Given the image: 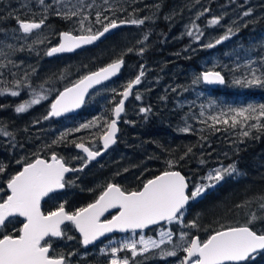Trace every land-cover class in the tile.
I'll return each mask as SVG.
<instances>
[{
  "label": "trees",
  "instance_id": "16d2710c",
  "mask_svg": "<svg viewBox=\"0 0 264 264\" xmlns=\"http://www.w3.org/2000/svg\"><path fill=\"white\" fill-rule=\"evenodd\" d=\"M45 2L50 3L51 0ZM67 2L69 0L62 3ZM83 2L93 4L91 9H85L89 14L86 27L91 26L93 31L102 27L95 23L97 10L110 19L130 20L152 15L156 12L154 5L157 3L162 7L156 13V17L146 21L144 25L127 24L105 35L93 45L84 46L72 53L47 57L44 52L47 47L56 43L58 32L71 31L76 25L72 21H65L61 17L49 14L40 30H34L33 34L24 38L26 34L18 30L16 19L7 18L8 14L11 12L21 19L38 22L42 13L41 6L37 0H0V65H6V67L0 66V88L15 90L13 80L21 79L25 71L35 67L37 72L31 77V82L36 90L40 91L39 86L45 80L49 81L45 84V88L53 87L56 90L48 100L33 106L23 114H16L14 108L30 99L28 89L21 90V95L18 97L9 94L0 95V105L3 106L0 107V123L6 125L7 130L13 133V137L0 136V163L5 166V171L0 172V198L6 195L5 183L22 165L17 163L22 157L30 161L33 154L47 157L52 152H56L72 168H79L84 156L70 142H82L89 147H96L98 137L103 131V126L99 127L100 120L97 125L90 128L71 131L64 144L52 145V141L61 133L95 121L102 102L104 108L100 112H103L104 116L101 122L110 119L112 106L116 103L120 91L139 73L140 65H144V77L150 78V84L146 89L140 90L141 99L138 100V111L131 118L132 122L128 126L119 124L116 144L97 160L91 161L83 171L70 172L66 175L65 179L74 183L71 186L66 185L53 198L44 199L41 203L42 211L53 210L60 203H65V208L68 210L79 208L93 199L109 182L119 184L127 190L138 189L145 180L166 169H178L190 179L191 187V184L200 181L204 172L216 163L222 162L227 165L239 161V168L247 173L246 177H239L236 180L226 179L219 186L208 191L202 199L188 206L184 224L197 219L199 228H184L180 223L179 225L172 223L170 230L176 233L182 229L189 232L190 236L196 235L203 240L211 230H216L221 225L243 224L247 219L246 213L257 211L259 214L258 200L253 199L250 207L236 208L235 205L264 195V166H262L264 165V129H252L250 136L243 137L239 133L240 125L231 127L230 124H217L215 127H210L212 121L208 118L205 119L208 120L207 124L202 123L200 117L204 115L200 116V113L204 109L196 91L198 88H203L215 98L224 97L234 102L242 100L248 105L264 104V87L237 85L235 80L225 83L227 79L239 78L246 73L244 62L247 60L260 66L261 70L256 69L257 73L264 72V60L261 59L264 57V0H107V2L83 0ZM120 7L125 8L126 11H118ZM230 7L234 9L222 17L219 11ZM196 8L197 12L187 28L181 31L177 39H169L171 25L175 24L177 29L184 20L192 17L189 12ZM205 8L209 11L197 19V14L203 12ZM248 8H252L253 12L250 16L244 17L242 14ZM166 16L171 18L165 19ZM212 18H220V24L209 25L208 22ZM76 19L74 17L73 21ZM193 21L204 33L199 41L195 39V35H188L189 30L194 33L196 31L192 28ZM229 27H232L236 33L230 39L213 48L202 46L208 43L214 44L216 39L226 34ZM237 27L239 31H236ZM145 34L149 35L147 41H144ZM45 36L47 40L44 43L33 44L34 40ZM28 45H32L31 50ZM141 47L145 49L142 55L139 54ZM21 48L23 50L19 51ZM129 48L133 49L130 53L127 51ZM122 55L125 63L119 75L102 83L96 87V90L93 89L77 113L49 120L42 119L47 115L50 100L60 88L84 73ZM204 57L208 58L206 64H211L213 70L222 73L224 84L207 88L201 81L193 83L202 70L200 66ZM9 61L13 63L10 64ZM13 64L19 67H14ZM61 72L67 73L65 79H58ZM12 73H15V76ZM105 87L109 96L103 101L100 93ZM141 107H151L147 119L145 114L139 112ZM212 115L216 114L212 113L208 117ZM36 120H40V123L34 125L33 121ZM254 122L249 121V123ZM185 123L187 124L184 125ZM261 123H264V118L261 119ZM185 127H189L190 131H181ZM244 127L247 128V125ZM217 128L219 131L216 130ZM205 137L206 139H203ZM44 145L51 147L44 148ZM189 148L192 149L191 153L179 164L170 168L168 161L178 160ZM74 157L82 159H73ZM201 160L205 163L201 164ZM68 190L75 194L70 200L62 197V192ZM157 226H162V223L146 229L147 234ZM13 228L17 229V225H9L7 229L0 231L10 234ZM206 229L208 231H205ZM71 237H73L71 240L66 237L54 238L53 248L81 247L76 234L73 233ZM184 244L187 246V241ZM183 254L181 249L177 251L176 256L179 260L175 264H180ZM128 260L129 264H166L167 262L166 259L156 256L151 249L144 253L141 259L138 256H131ZM108 262L109 259L103 254L96 253V264H108ZM253 264H264V254L258 255Z\"/></svg>",
  "mask_w": 264,
  "mask_h": 264
},
{
  "label": "snow or ice",
  "instance_id": "6c2138e0",
  "mask_svg": "<svg viewBox=\"0 0 264 264\" xmlns=\"http://www.w3.org/2000/svg\"><path fill=\"white\" fill-rule=\"evenodd\" d=\"M37 3L42 8L41 18L38 22L21 19L19 16H14L11 12L8 14L7 18L16 19L18 30L26 34L24 38L33 34L34 30H40L45 25L49 14L61 17L65 21H72L76 25L73 30L63 31L58 34L59 43L56 46L47 48L44 52L47 57L62 53H72L83 46L93 45L105 37L106 34L124 24L144 25L146 21L153 20L162 7L161 4L157 3L154 5L156 12H153L150 16L119 21L116 18L110 19L97 10L95 12V23L102 25V30L93 31L91 26L86 27V22H89V14L85 11L86 8L91 9L93 7L92 3L85 4L83 0H77L75 3H72L71 0L67 3H62V0H51L50 3H46L45 0H37ZM117 10L126 11L123 7ZM208 11L209 9L205 8L203 12L198 13L197 19ZM252 12L253 9L248 8L242 15L248 17ZM102 16L103 19H101ZM74 17L77 18L75 21H73ZM170 18V16L165 17V19ZM104 21H107V23H104ZM208 23L211 26L218 25L220 24V18H212ZM244 26L246 27L247 25L245 24ZM192 28L196 30L195 33L189 30L188 35H195V39L199 41L204 33L200 31L195 21L192 23ZM74 31H78L79 34H73ZM236 31H239V27L236 28ZM235 34L232 27H229L226 30V34L216 39L214 44L208 43L202 46L213 48ZM148 39L149 35L145 34L144 41ZM46 40L47 37L45 36L42 39L34 40L33 44H42ZM28 48L31 50L32 45H28ZM22 50L23 48L19 49V51ZM127 51L130 53L133 49L129 48ZM144 51L145 49L141 47L139 54L142 55ZM261 59L264 60V57ZM9 63L13 62L9 61ZM124 63L122 55L98 70L80 76L70 86L59 90L50 104V110L42 119L49 120L53 117H60L64 113L79 108L84 103L85 94L88 93V90L117 76ZM249 63L253 62L250 61ZM0 66L6 67V65ZM13 66L19 67L16 64H13ZM140 69L139 73L127 83L120 94L122 98L113 109L115 118L106 124V131L101 137L103 149L101 151H93L85 143L70 142L77 149H81L87 154L86 159H83V163L79 168L68 167L65 160L58 156L56 152H52L49 159L33 154L30 162L24 157L17 161L18 164L22 163V168L7 180V189L10 190V194L6 198H0V229H7L9 225H14L20 217L23 218V221L21 222L22 226L18 229L13 228L10 234L0 231V264H66V258L63 254H53L54 238L66 237L69 240L73 239V237L67 236L68 225L65 222H70L74 225L75 229L81 234L82 243L85 246L92 244L99 237L104 236L105 233L112 232L114 229H119L120 231L130 229L135 232L137 229L143 230L161 221L169 224L180 223L184 228H199L197 219L184 224L188 206L202 199L208 191L216 188L226 179L236 180L239 177H246L247 173L239 168V161H233L227 165L221 163L218 167L209 169L207 174L201 177L200 182L191 184V187L190 179L182 175L180 171L165 170L154 178L148 179L138 190L129 191L122 188L119 184L109 182L93 203L88 204L87 207L78 208L73 212L65 210V203H60L54 211H49L46 214L41 211L42 199H51L57 195L58 190L74 183V181L65 179L66 173L83 171L91 161L101 156L102 151L116 144L117 120L125 111V100L132 93L134 86L141 84L142 77L145 75L144 65H140ZM36 72L37 69L32 67L30 71H25L21 79H14L15 90L13 88H0V95L9 94L13 97L20 96L21 90L24 88L29 90L30 99L15 106L14 111L16 114L26 113L33 106L48 100L49 96L56 91L53 87L45 88V84L49 83L48 80H45L39 86L40 91H37L31 82V77ZM12 75L15 76V73H12ZM66 76V72H61L58 79H65ZM198 81H202L207 85L224 84L225 82L221 72L214 70L202 72L193 83ZM234 82L237 85L248 87H264V72L257 75V70L250 68L248 72L236 78ZM135 98L140 100L141 96L137 94ZM0 107L3 106L0 105ZM139 112L145 114V119H147V114L151 112V107H141ZM262 118H264V104H249L247 107L231 108L227 112L222 110L219 114L208 117V120L212 121L210 127H215L217 124H230L231 127L240 125L243 128L247 125V130L242 131L241 136L248 137L252 129H264V123H261ZM208 120L202 121V123L207 124ZM249 121L255 122L249 123ZM39 123L40 120L33 121L34 125ZM90 126L91 122L80 125V128L61 133L52 141V145L64 144L67 135L71 131H80V129ZM216 130L219 131L218 128ZM181 131L189 132L190 128L185 127ZM0 136L13 137V133L7 130L6 125L0 123ZM203 139H206V137ZM50 147L51 145H44V148ZM191 151L192 149L189 148L178 160L168 161L169 167L179 164ZM73 159L82 158L74 157ZM200 163L204 164L205 161L201 160ZM4 171L5 166L0 163V172ZM253 199L260 201L258 206L260 213L258 214L257 211L246 213L247 219L243 224L235 226L221 225L218 229L211 230V234L207 235V238L203 240L199 236H190L189 232L180 231L176 246L185 253L183 259L180 260V264H253L258 255L264 254V195L235 205L236 208L250 207ZM117 208V215L112 216L111 219H101L109 209ZM197 215L199 216V214ZM62 226L64 227L62 228ZM205 231H208V229ZM159 235V240L151 237L146 239L141 235L139 241H127L122 243L119 249L111 248L112 259L109 264H129L127 258L121 260L116 257V253L121 249L130 250L131 255L136 257L138 252L141 254L147 253L149 249L160 248L166 241L173 242V236L176 234L171 230H162ZM185 241H187V246L184 244ZM137 244L142 245V247L137 249ZM101 251L104 250L101 249ZM176 255V251L162 252V256Z\"/></svg>",
  "mask_w": 264,
  "mask_h": 264
},
{
  "label": "rangeland",
  "instance_id": "374dc122",
  "mask_svg": "<svg viewBox=\"0 0 264 264\" xmlns=\"http://www.w3.org/2000/svg\"><path fill=\"white\" fill-rule=\"evenodd\" d=\"M64 1H66V0H62V2H64ZM71 2L75 3L77 1L71 0ZM233 9H234L233 7H230V8H227V9L219 11V12H220V14L222 16V15H225V13L229 14V12L231 10H233ZM196 12H197V8L196 9H192L189 12V15H191L192 17L187 18L186 20H184L179 25V27L177 29H176V25L172 24L171 25V34H170V36L168 38L169 39H177L179 37V34H181V31H184L187 28L188 24L193 20V16L195 15ZM222 17H224V16H222ZM207 59H208L207 57H204V60H203V62L201 64L202 66H200L201 69H212L211 68V64H206ZM244 63H245L244 69H245L246 72H248L250 68H255V69L261 70L259 65L255 64V63H251L250 64L248 60L245 61ZM259 74L260 73H257V75H259ZM149 79L150 78H146V76H145L143 81L141 82V84L138 85L137 88L133 91V93H132L133 95H131L130 99L128 100L127 105L125 107L124 113L119 118V122L118 123L122 124V126H128V124H130V122H132L131 118L135 114H137V111H138V106L137 105L139 104V101L136 100L135 97H136L137 94L140 93V90L146 89L147 85L150 84ZM235 79H236V77L235 78H231V79H227L225 83L231 82L232 80H235ZM104 89L105 90L102 93H100V97H101V99L103 101H104V99L107 98V96H109L108 93H107V90H108L107 87H105ZM95 90H96V88H95ZM92 92H93V90H91L88 95H90ZM196 95L198 96V99L202 100V108L204 109V111H202L200 113V116H201V114L204 115L203 117H200L201 121H204L205 119H207L208 116L211 115L212 113L217 115L222 110L227 112L231 108H241V107H247L248 106V103H246V102H244L242 100H237L236 102H234L231 99H225L224 97L223 98L222 97L215 98L212 95H210V93H209V91L207 89H203V88H198L197 91H196ZM103 108L104 107H103V102H102V103H100L99 109H98L99 115H98L97 119H95V121L91 122V126L90 127H92L93 125H97L98 120H100V126L99 127L103 126V129L105 128L108 119H106L104 122H101L102 116H104V115H103V112H100V111ZM88 123H90V122H88ZM186 124L187 123H185L184 125H186ZM90 127H88V128H90ZM244 130H247V128H245V127L241 128L239 133H241ZM119 137H122V135H119ZM221 163L222 162L216 163L215 165H213L210 168H208L201 177H204L207 174L209 169L216 168ZM223 164L226 165L225 163H223ZM198 182H200V181H198ZM161 223H162V226L155 227V229L152 232H149L148 234H145L143 232H139L137 234H130V235H128V237H123V239L119 240V241H116L114 239L103 241L101 244L98 245V248L96 250H98L97 251L98 254H103V256L106 257L107 259H109V262H110V260L112 259L111 248H118L119 249L120 245L122 243H124V242L132 241V240L139 241L141 235H143L146 239L151 237L152 239L159 240L160 239V235L159 234H160V232L162 230H164V231L170 230V224L168 222L163 221ZM180 231H182V229L177 231L175 233L176 235L173 236V242H167L166 241L165 244L160 246V248L151 249V250H154V254L156 256H159V257H161L163 259H166L167 260L166 264H175L179 260V258L177 256H162V252H169V251H176L177 252L180 249L179 247L176 246V242L179 240V235L178 234H179ZM140 247H142V245L137 244V249H139ZM101 249H103L104 251H101ZM128 251H129V253L131 255V251L130 250H128ZM118 252L116 253V257L118 259L123 260L125 258L124 255H122V253H118ZM143 254L144 253L141 254V253L138 252L137 256L141 259ZM109 262H108V264H109Z\"/></svg>",
  "mask_w": 264,
  "mask_h": 264
},
{
  "label": "flooded vegetation",
  "instance_id": "af4514ba",
  "mask_svg": "<svg viewBox=\"0 0 264 264\" xmlns=\"http://www.w3.org/2000/svg\"><path fill=\"white\" fill-rule=\"evenodd\" d=\"M132 80V79H131ZM96 88V87H95ZM95 88H93V89H95ZM92 89V90H93ZM134 90V89H133ZM132 93H133V91H132ZM131 93V94H132ZM120 94H121V91H120ZM88 96V95H87ZM120 96V95H119ZM130 97H131V95H130ZM129 97V98H130ZM119 98V97H118ZM118 98H117V100H118ZM128 98V99H129ZM117 102V101H116ZM127 102V101H126ZM126 104V103H125ZM125 107V106H124ZM123 114V113H122ZM122 114H121V116H122ZM111 118V117H110ZM109 120V119H108ZM118 122H119V119H118ZM104 130V129H103ZM118 134H119V123H118ZM118 134H117V136H118ZM100 136V135H99ZM117 139V138H116ZM78 143V142H77ZM82 143V142H81ZM86 145V144H85ZM87 146V145H86ZM89 147V146H88ZM89 148H91V149H94V150H97V149H99L100 148V145H99V137H98V144L96 145V147H89ZM76 149V148H75ZM77 150V149H76ZM77 151H79V150H77ZM82 155H83V153L81 152V151H79ZM106 152V151H105ZM52 154V153H51ZM50 155V154H49ZM48 155V156H49ZM102 155V154H101ZM47 156V157H48ZM84 156V155H83ZM43 157V156H42ZM46 157V158H47ZM100 157V156H99ZM99 157H97L96 159H94L93 161H95V160H97ZM84 159H86V157L84 156ZM67 164V163H66ZM68 165V164H67ZM22 166V165H21ZM20 166V167H21ZM70 166V165H69ZM71 167V166H70ZM72 168V167H71ZM20 169V168H19ZM18 169V170H19ZM17 170V171H18ZM14 174V173H13ZM12 174V175H13ZM69 174V173H68ZM67 174V175H68ZM9 179V178H8ZM7 179V180H8ZM112 183V182H111ZM107 185V184H106ZM106 185L99 191V193H97L96 195H95V197L93 198V199H91L90 201H88L87 203H85L84 205H82V206H80L79 208H81V207H83V206H85L86 204H88V203H90V202H92V201H94L97 197H98V195L102 192V190L106 187ZM140 188V187H139ZM138 188V189H139ZM138 189H135V190H138ZM61 190H63V189H61ZM61 190H59V191H61ZM129 191H131V190H129ZM6 194H7V192H6ZM6 196V195H5ZM4 196V197H5ZM72 196H75V194H72L71 193V191H64V192H62V197H65L66 198V200H70V198L72 197ZM46 199V198H45ZM44 199H42V201H43ZM42 201H41V203H42ZM56 209V208H55ZM55 209H53V210H50V211H54ZM76 209H78V208H75V209H66L65 208V210L66 211H68V212H73V211H75ZM41 211H42V209H41ZM116 210H113V211H109V212H107L106 214H104V216L103 217H101V219L102 220H104V219H107V218H109L111 215H113L114 214V212H115ZM42 212H44V211H42ZM47 212H49V211H45L44 213L46 214ZM23 221V218H18V220H17V222L15 223L16 225H17V229L18 228H20L21 226H22V222ZM65 224L66 225H68V227H67V230H66V233H67V236H69V235H71V236H73V233L74 234H76V236L78 237V240H79V243H80V246L81 247H72V248H65V247H59V248H53V254L54 255H59V254H63L64 256H65V258H66V264H96V253H98L97 251L98 250H96L97 248H98V245L99 244H101L103 241H106V240H111V239H114V240H116V241H119V240H122L123 239V237H128V235H130V234H137V233H139V232H143V233H145V234H147V231H146V229H148V228H145V229H143V230H141V229H137V230H135V232H133L132 230H129V231H125V232H121V233H117V232H112V233H110V234H107V235H105V236H103V237H101V238H99L98 240H96L95 242H93L92 244H89V245H87V246H85V245H83L82 243H81V241H80V235L76 232V230H75V228H74V225H72L70 222H65ZM64 226H62V228H63ZM69 253H71V255H69ZM118 253H122V255H124V257L126 258L127 257V259L129 258V257H131V255H130V253H129V251L127 250V249H121ZM129 261V260H128Z\"/></svg>",
  "mask_w": 264,
  "mask_h": 264
},
{
  "label": "water",
  "instance_id": "95a60500",
  "mask_svg": "<svg viewBox=\"0 0 264 264\" xmlns=\"http://www.w3.org/2000/svg\"><path fill=\"white\" fill-rule=\"evenodd\" d=\"M119 21V20H118ZM124 25H127V24H124ZM124 25H121V26H124ZM120 26V27H121ZM100 30H102V27L101 28H99ZM115 30V29H114ZM114 30H112V31H114ZM63 31H67V30H61V31H59L58 32V34L60 33V32H63ZM111 31V32H112ZM73 34H79V33H73ZM109 34V33H108ZM107 35V34H106ZM59 43V35H57V41H56V43H54V44H52V45H50L49 47H52V46H56L57 44ZM49 47H47V48H49ZM84 47V46H83ZM47 48H46V50H47ZM45 50V51H46ZM56 55H58V54H56ZM113 60H111V61H109V62H107V63H105V64H103V65H101V66H99V67H97L96 69H93V70H90V71H88V72H91V71H96V70H98L100 67H103V66H106L108 63H110V62H112ZM206 70H213V69H202V70H200L199 71V75L202 73V72H204V71H206ZM214 71H217V70H214ZM88 72H86V73H88ZM86 73H84V74H86ZM83 74V75H84ZM119 75V74H118ZM117 75V76H118ZM221 75H222V73H221ZM117 76H115V77H117ZM115 77H112L110 80H112V79H114ZM80 78V77H79ZM79 78H77V79H79ZM135 78V77H134ZM133 78V79H134ZM76 79V80H77ZM132 79V80H133ZM76 80H74L73 82H75ZM109 80V81H110ZM131 81V80H130ZM130 81H128L127 83H129ZM73 82H71V83H73ZM105 82H107V81H105ZM202 82V81H201ZM71 83H69V84H67V85H65V86H63L62 88H60V90H63V88L64 87H66V86H70L71 85ZM104 83V82H103ZM202 84H204L203 82H202ZM127 85V84H126ZM126 85L124 86V88L126 87ZM205 86H207V87H215V86H219V85H221V84H213V85H207V84H204ZM98 85H96V86H94L93 88H95V87H97ZM137 86V85H136ZM136 86H134V88L136 87ZM93 88H91V89H89L88 90V93H86L85 94V99H86V97H87V95L89 94V92L93 89ZM124 88L121 90V93L123 92V90H124ZM133 88V89H134ZM133 89H132V91H133ZM57 94V93H56ZM55 94V95H56ZM55 95L53 96V98L50 100V102H49V104H48V111L50 110V104L52 103V101L55 99ZM131 95V94H130ZM130 97V96H129ZM128 97V98H129ZM122 98V96L120 95L119 96V98H118V100H117V102L112 106V109H111V118L107 121V123H110L111 122V120L112 119H114L115 118V116H114V112H113V109L115 108V106H116V104L119 102V100ZM128 98L125 100V103H126V101L128 100ZM85 99H84V101H85ZM83 105V104H82ZM82 105L79 107V108H77V109H74V110H72L71 112H68V113H64L62 116H60V117H63V116H68V115H73V114H75V113H77L78 111H79V109L82 107ZM48 111H47V113H48ZM60 117H53V118H60ZM106 123V124H107ZM117 128H118V120H117ZM104 131H106V126H105V128H104V130L102 131V133L100 134V136H99V145H100V148L99 149H97V150H94V149H91V150H93V151H101L102 149H103V140L101 139V137H102V135H103V133H104ZM117 134H118V131H117V133H116V138H117ZM78 143H81V142H78ZM113 145H111L110 147H112ZM88 147V146H87ZM109 147V148H110ZM76 148V147H75ZM108 148V149H109ZM77 149V148H76ZM107 149V150H108ZM77 150H79V151H81L82 153H83V155L85 156V157H87V154L86 153H84L83 152V150H81V149H77ZM107 150H104V151H102V154L105 152V151H107ZM50 156H51V154L46 158V157H42V156H40L41 158H44V159H49L50 158ZM97 158V157H96ZM95 158V159H96ZM31 161V160H30ZM29 161V162H30ZM68 167H70L69 165H67ZM21 168H22V166L20 167V169L18 170V171H20L21 170ZM71 168V167H70ZM166 170H175V171H179L178 169H166ZM18 171H16V172H18ZM163 171H165V170H162V171H160V172H158V173H156L155 175H153L152 177H150V178H148V179H152V178H154L155 176H157V175H159L161 172H163ZM15 172V173H16ZM14 173V174H15ZM13 174V175H14ZM68 173H66L65 174V176L67 175ZM182 174V173H181ZM183 175V174H182ZM147 179V180H148ZM147 180H145L144 182H146ZM143 182V183H144ZM143 183H142V185H143ZM142 185L140 186V188L142 187ZM5 188H6V191H7V194H6V196L8 195V194H10V190L9 189H7V181H6V183H5ZM104 190V189H103ZM102 190V191H103ZM59 191V190H58ZM100 195V194H99ZM98 195V196H99ZM6 196L4 197V198H6ZM98 198V197H97ZM96 198V199H97ZM95 199V200H96ZM94 200V201H95ZM94 201H92V202H90V203H93ZM90 203H88V204H90ZM88 204H86L85 206H83V207H87V205ZM113 210H116L115 212H114V214L113 215H111L109 218H107V219H111L112 218V216H114V215H117L118 214V208L117 209H109V211H113ZM108 211V212H109ZM107 213V212H106ZM105 213V214H106ZM22 218V217H21ZM161 222H163V221H161ZM161 222H159V223H161ZM158 223V224H159ZM157 225V224H156ZM152 226H155V225H150V226H148L147 228H149V227H152ZM233 226H235V225H233ZM75 228V227H74ZM76 230V229H75ZM130 230V229H129ZM129 230H126V231H129ZM76 232L80 235V241H81V243H82V236H81V234L78 232V230H76ZM112 232H117V233H121V232H125V231H120L119 229H114ZM112 232H109V233H105L104 234V236L105 235H107V234H110V233H112ZM211 234V233H210ZM193 236H196V235H193ZM101 237H103V236H101ZM101 237H99V238H101ZM98 238V239H99ZM207 238V237H206ZM97 239V240H98ZM95 242V241H94ZM83 244V243H82ZM185 255V253L183 254V256ZM183 256H182V259H183Z\"/></svg>",
  "mask_w": 264,
  "mask_h": 264
},
{
  "label": "bare ground",
  "instance_id": "6f19581e",
  "mask_svg": "<svg viewBox=\"0 0 264 264\" xmlns=\"http://www.w3.org/2000/svg\"><path fill=\"white\" fill-rule=\"evenodd\" d=\"M225 81V80H224ZM208 88V87H207ZM139 89V88H138ZM131 95H133V94H131ZM87 100V99H86ZM120 130V129H119Z\"/></svg>",
  "mask_w": 264,
  "mask_h": 264
}]
</instances>
